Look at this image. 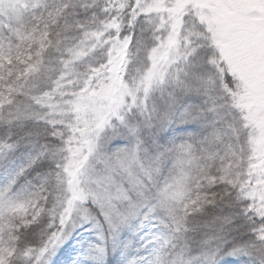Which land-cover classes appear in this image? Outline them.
Returning <instances> with one entry per match:
<instances>
[{"label": "snow or ice", "instance_id": "1", "mask_svg": "<svg viewBox=\"0 0 264 264\" xmlns=\"http://www.w3.org/2000/svg\"><path fill=\"white\" fill-rule=\"evenodd\" d=\"M62 256L264 264V0H0V264Z\"/></svg>", "mask_w": 264, "mask_h": 264}, {"label": "trees", "instance_id": "2", "mask_svg": "<svg viewBox=\"0 0 264 264\" xmlns=\"http://www.w3.org/2000/svg\"><path fill=\"white\" fill-rule=\"evenodd\" d=\"M73 246V247H71ZM70 246L69 250H68V256L71 254V253H75L74 249H76V244L75 242H73V244ZM61 258H65V257H61ZM231 259L232 258H227V261H226V264H230L231 262ZM65 259H63V262H64ZM62 262V261H61ZM63 264V263H62Z\"/></svg>", "mask_w": 264, "mask_h": 264}, {"label": "rangeland", "instance_id": "3", "mask_svg": "<svg viewBox=\"0 0 264 264\" xmlns=\"http://www.w3.org/2000/svg\"><path fill=\"white\" fill-rule=\"evenodd\" d=\"M71 247H73V246H71ZM74 256H75V253H71V254L69 255L70 258H74ZM62 257H63V256H62ZM63 259H65V258H61V261H62V263L64 264Z\"/></svg>", "mask_w": 264, "mask_h": 264}]
</instances>
